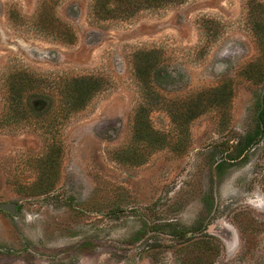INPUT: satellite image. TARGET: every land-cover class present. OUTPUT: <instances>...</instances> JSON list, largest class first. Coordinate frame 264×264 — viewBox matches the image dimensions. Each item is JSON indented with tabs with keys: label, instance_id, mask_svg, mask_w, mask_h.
<instances>
[{
	"label": "rangeland",
	"instance_id": "374dc122",
	"mask_svg": "<svg viewBox=\"0 0 264 264\" xmlns=\"http://www.w3.org/2000/svg\"><path fill=\"white\" fill-rule=\"evenodd\" d=\"M39 2L0 0V205L15 206L0 208V264H183L173 230L213 235L216 264H264V0L109 18L96 0H60L52 24L71 27L73 44L34 21ZM16 72L104 88L66 123L7 122ZM140 107L165 145L136 138ZM52 139L59 158H47Z\"/></svg>",
	"mask_w": 264,
	"mask_h": 264
},
{
	"label": "trees",
	"instance_id": "16d2710c",
	"mask_svg": "<svg viewBox=\"0 0 264 264\" xmlns=\"http://www.w3.org/2000/svg\"><path fill=\"white\" fill-rule=\"evenodd\" d=\"M116 2V9L107 7L109 2ZM172 0H96L94 9L98 18L116 16L121 10L122 16H131L139 9L153 6H162ZM60 0H40L34 21L39 24L43 32L50 34L56 41L64 44H73L76 35L68 25L55 27V20L51 13ZM120 7H124L120 9ZM260 34V33H259ZM264 38V34H263ZM263 42L261 37L258 39ZM147 53H139L135 69L136 77L140 84L147 88L151 81L154 82V60L143 58ZM139 57V58H138ZM223 86L220 87L222 89ZM104 88L103 81L95 76H80L60 80L55 86L46 87L41 79L28 72H16L9 77V94L5 119L7 122L20 120H37L39 122L50 120L66 123L71 117L84 110L93 98ZM157 90V87L154 86ZM135 118V131L138 139L145 140L149 145H165L163 139L154 141L155 131L150 122L145 118L144 107H140ZM146 113V112H145ZM264 122V114L259 117ZM52 139L47 158H59L62 154ZM250 139L248 144H251ZM221 167V165H219ZM45 194V193H41ZM173 225H165L172 227ZM174 252L178 254L183 264H216V259L222 252L221 244L209 233L197 236L193 231L173 230ZM247 243L245 242V248Z\"/></svg>",
	"mask_w": 264,
	"mask_h": 264
},
{
	"label": "water",
	"instance_id": "95a60500",
	"mask_svg": "<svg viewBox=\"0 0 264 264\" xmlns=\"http://www.w3.org/2000/svg\"><path fill=\"white\" fill-rule=\"evenodd\" d=\"M0 208L6 211L15 212V206L9 204L0 205Z\"/></svg>",
	"mask_w": 264,
	"mask_h": 264
}]
</instances>
